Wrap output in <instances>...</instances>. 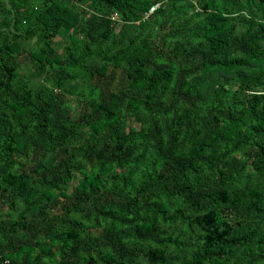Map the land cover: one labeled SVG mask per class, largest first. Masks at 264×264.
<instances>
[{
  "label": "trees",
  "instance_id": "1",
  "mask_svg": "<svg viewBox=\"0 0 264 264\" xmlns=\"http://www.w3.org/2000/svg\"><path fill=\"white\" fill-rule=\"evenodd\" d=\"M0 264H264V0H0Z\"/></svg>",
  "mask_w": 264,
  "mask_h": 264
},
{
  "label": "built area",
  "instance_id": "2",
  "mask_svg": "<svg viewBox=\"0 0 264 264\" xmlns=\"http://www.w3.org/2000/svg\"><path fill=\"white\" fill-rule=\"evenodd\" d=\"M157 4H155L154 6H156ZM154 6L150 7L149 12L154 8Z\"/></svg>",
  "mask_w": 264,
  "mask_h": 264
}]
</instances>
